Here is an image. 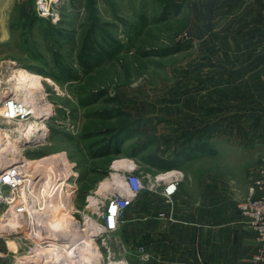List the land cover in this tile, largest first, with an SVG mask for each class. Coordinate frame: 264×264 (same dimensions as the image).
I'll return each instance as SVG.
<instances>
[{
    "label": "rangeland",
    "instance_id": "374dc122",
    "mask_svg": "<svg viewBox=\"0 0 264 264\" xmlns=\"http://www.w3.org/2000/svg\"><path fill=\"white\" fill-rule=\"evenodd\" d=\"M219 4L227 14L213 22L204 19L215 8L209 0H57L47 17L37 16L34 0H0V106L14 96L35 111L24 121L0 123V135L33 118L46 127L31 139H3V147L8 140L12 146L0 151V173L15 168L26 184L1 189L0 216L32 199L62 204L56 217L0 218V253L18 264H140L137 221L133 230L122 228L121 216L115 230L104 223L108 198L124 193L128 174L161 195L177 182L176 194L190 200L208 180L245 187L264 169L262 74L231 84L225 77L235 75L234 64L204 67L224 63L215 47L225 44L218 30L234 37L236 15L258 6ZM20 69L39 78L16 91ZM151 157L176 168L154 170ZM60 177L68 184L62 193L38 197L29 186ZM74 236L80 260L39 259Z\"/></svg>",
    "mask_w": 264,
    "mask_h": 264
},
{
    "label": "crops",
    "instance_id": "0c3cea01",
    "mask_svg": "<svg viewBox=\"0 0 264 264\" xmlns=\"http://www.w3.org/2000/svg\"><path fill=\"white\" fill-rule=\"evenodd\" d=\"M219 1L209 0L215 8L210 7L211 12L204 19L214 22L227 14L220 11ZM263 4L264 0H250L252 9L253 5L258 6L257 11L236 15V19L240 18V27L234 37L225 34L223 29L218 30L225 44L215 47L220 48V60L224 63L204 67L223 69L221 66L230 65V69L235 65V75L225 77L231 84L250 78L259 81V74L264 81V11L259 12ZM210 31H205L204 36L210 38ZM220 75L218 78H224ZM249 184L244 187L235 180L213 178L203 184L200 197L191 193L190 200L180 197L178 189L171 208L161 199L160 191H140L121 216L123 229H135L137 221L140 264H253L257 242L237 208ZM160 212H170L173 221L156 218L155 213ZM16 259L0 253V264H18Z\"/></svg>",
    "mask_w": 264,
    "mask_h": 264
},
{
    "label": "built area",
    "instance_id": "2783aa9c",
    "mask_svg": "<svg viewBox=\"0 0 264 264\" xmlns=\"http://www.w3.org/2000/svg\"><path fill=\"white\" fill-rule=\"evenodd\" d=\"M53 0H34L35 12L39 17L50 15L51 4ZM33 116V109L24 105L23 102L16 100L14 96L5 98L0 106V123H15L29 119ZM5 172H8L6 170ZM0 173L1 176L5 173ZM18 172V171H16ZM9 174L0 180V201L3 199L1 189L5 186L12 187L19 184L16 175L12 177L15 181L11 183ZM7 179V180H4ZM18 181V182H17ZM124 193L122 195L111 196L108 198L105 214V229L108 231L115 230L116 224L122 216V213L131 204L132 199L144 189L143 182L135 174H128L123 180ZM177 191V182H169L163 189L165 203L173 206V196ZM237 208L242 216L247 220L255 236L257 247L252 256L253 264L264 262V169L256 175L247 188V194L240 199ZM159 219L173 221L172 214L169 212L159 213Z\"/></svg>",
    "mask_w": 264,
    "mask_h": 264
},
{
    "label": "bare ground",
    "instance_id": "6f19581e",
    "mask_svg": "<svg viewBox=\"0 0 264 264\" xmlns=\"http://www.w3.org/2000/svg\"><path fill=\"white\" fill-rule=\"evenodd\" d=\"M53 1L56 2L57 0H53ZM38 78L39 77L37 75H32L31 73H29L28 71H25L24 69H20V70L15 71V73L13 75V80H15L14 82H16L17 84L20 85V87H18L16 89V91L19 89L25 90L27 85H33L35 83V81L36 82L38 81ZM34 113H35V111H34ZM45 129H46V127L42 122H40L38 119L33 118L31 122L29 121L25 126L17 129L16 132L15 131H12V132L8 131V133L6 135H0V151L4 152L7 149L9 150L12 146V143L7 139L8 141H6V142H8V144L5 145V147H3V139L4 138H7L9 136L11 137L13 135L19 139H31V138L35 137L41 131H44ZM6 174H9L12 177H14L15 175L18 176V172H16V169L11 168V170L8 169V172H5L1 176L0 180H2L3 177L6 176ZM173 174H175V172H173V173L171 172L170 175H173ZM113 176L118 178V176L116 174ZM12 177H10L11 183L15 181L14 179H12ZM60 178L61 179H53V180L47 179V180H44L42 183L30 182L29 186H30V188H33V192H37L36 196H38V197L39 196L41 197V196L46 195V194L62 193V192H64V187L68 186V184L66 181L62 180L64 177L63 178L60 177ZM16 179L19 180L17 177H16ZM4 180H7V179H4ZM24 181H19V183H20L19 185L21 187V190H25V186L23 184L24 183L26 184V182H24ZM28 181L29 180L27 179V183H28ZM34 194L35 193H33V195ZM61 211H62V204H61L60 199H57V200H50V199H44V200L43 199H37V200H35V199H32V201H30V200L24 201L23 203H20V205H13V204L10 205L9 209L6 210L5 213H3L0 216V218H7L8 215H12L15 213H20V214L38 213L39 215L47 214V215H51V216L56 217L59 215V213ZM95 226H96V224H95ZM44 229H46V228H44ZM78 240H79V238H76L74 236V238L72 237L70 243L67 245L66 244H64V245H57V244L56 245H50V247H48L47 249H45L43 251V254H44L43 257L40 256L39 259L42 260L43 262H49V261H55V260L60 261V259H63V258H69V257L71 258V256L74 257L75 259H80L82 257L80 255L81 253L79 251V248L81 246H80V244L77 245ZM74 244H76L77 246L75 245L76 247L73 249L72 245H74ZM89 245L90 246L92 245V241H89ZM106 264H127V262L121 261V260H119V261L118 260L117 261L111 260V261H108V263H106Z\"/></svg>",
    "mask_w": 264,
    "mask_h": 264
},
{
    "label": "trees",
    "instance_id": "16d2710c",
    "mask_svg": "<svg viewBox=\"0 0 264 264\" xmlns=\"http://www.w3.org/2000/svg\"><path fill=\"white\" fill-rule=\"evenodd\" d=\"M147 165L154 170H167L176 168V163H173V161H154L152 157L148 159Z\"/></svg>",
    "mask_w": 264,
    "mask_h": 264
},
{
    "label": "water",
    "instance_id": "95a60500",
    "mask_svg": "<svg viewBox=\"0 0 264 264\" xmlns=\"http://www.w3.org/2000/svg\"><path fill=\"white\" fill-rule=\"evenodd\" d=\"M2 169V168H1Z\"/></svg>",
    "mask_w": 264,
    "mask_h": 264
}]
</instances>
